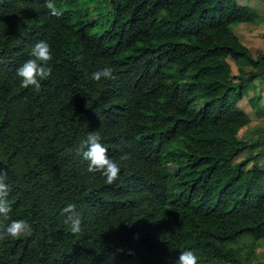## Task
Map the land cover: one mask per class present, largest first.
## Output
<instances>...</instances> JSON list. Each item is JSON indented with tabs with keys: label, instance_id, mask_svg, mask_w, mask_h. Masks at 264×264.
<instances>
[{
	"label": "trees",
	"instance_id": "obj_1",
	"mask_svg": "<svg viewBox=\"0 0 264 264\" xmlns=\"http://www.w3.org/2000/svg\"><path fill=\"white\" fill-rule=\"evenodd\" d=\"M44 2L0 0V170L10 220L32 229L0 240V264H175L185 250L252 264L251 246L241 257L228 244L264 237V170L245 168L264 148L235 162L264 134H239L250 122L239 102L260 100L243 89L264 77V52L234 28L264 17L238 0H108L110 22L92 33L95 7L53 0L52 17ZM39 41L52 73L35 91L15 72ZM105 67L113 78L93 81ZM94 131L120 165L113 184L79 151ZM70 203L76 235L60 216Z\"/></svg>",
	"mask_w": 264,
	"mask_h": 264
},
{
	"label": "clouds",
	"instance_id": "obj_2",
	"mask_svg": "<svg viewBox=\"0 0 264 264\" xmlns=\"http://www.w3.org/2000/svg\"><path fill=\"white\" fill-rule=\"evenodd\" d=\"M44 6L49 10V15L52 17H59L62 14L56 8L53 0H45ZM52 59V49L47 41L37 42L31 48L29 59L16 69L15 75L19 79L20 87L39 91L41 81L47 80L51 76L52 67L50 66V61ZM112 78L113 70L110 67H105L92 74V80L95 82ZM100 141L99 132H90L86 140L82 142L79 151L82 152L83 160L87 161V171L89 173H99L106 184H113L119 179L120 165L109 158L107 149ZM127 158V156H122L120 159L123 161ZM6 180L7 172L0 170V240L4 239L5 235L12 239H18L25 235H30L32 231L27 221L10 220V213L12 212V208L8 203L10 187ZM60 216L73 235L81 232L82 214L77 210L75 204L70 203L63 207L60 211ZM4 221L10 222L4 224ZM175 264H198V258L194 252L185 250L180 252Z\"/></svg>",
	"mask_w": 264,
	"mask_h": 264
},
{
	"label": "rangeland",
	"instance_id": "obj_3",
	"mask_svg": "<svg viewBox=\"0 0 264 264\" xmlns=\"http://www.w3.org/2000/svg\"><path fill=\"white\" fill-rule=\"evenodd\" d=\"M245 0H238V2H244ZM257 1L254 5L257 6L259 12L261 14H264V0H255ZM78 2L86 3L90 5V8L95 7V10L91 12V17H89V21L96 20L93 22L89 27L88 30L92 33H98L110 22V18L107 15L108 7V0H78ZM75 3H69L64 4L63 8L71 9L72 6H74ZM238 27V28H237ZM234 28V30H237V34L242 41L243 44H245L247 47L250 48L251 53L253 55H256L258 53L264 52V21L257 24L255 27L246 28L245 25H238ZM231 68L233 71H235V66L232 61H229ZM264 75V72H263ZM256 82H253L252 88H248V91H251L253 93H257L256 95H261L264 97V77L260 79H254ZM250 81H246L244 86H246ZM247 91V92H248ZM257 91V92H256ZM243 93L246 95V90L243 91ZM249 94V92H248ZM254 95V96H256ZM239 107L242 108L246 113L250 116L251 122L247 130L241 129L239 133L245 138V139H253L256 135V129L262 131L264 133V98L261 102L258 103V106L249 108L248 104L246 103V100L243 99L241 102H239ZM256 123V125H255ZM255 125V126H254ZM258 146L253 149V151H245L239 156L235 158V162H238L240 160H243L246 154L249 153H256L260 149L264 148V134L261 136V138L258 141ZM255 165L259 169L264 170V156L256 160L255 162H250L246 165L245 168H249L250 166ZM229 247L232 248H241V257H243L245 254L244 252L248 250V246H251L250 248L253 250L254 257L251 258L252 264L254 263H260L264 264V237L252 240L251 237L244 235L240 237L236 242L229 243ZM198 264H216L211 261H206L203 263Z\"/></svg>",
	"mask_w": 264,
	"mask_h": 264
},
{
	"label": "crops",
	"instance_id": "obj_4",
	"mask_svg": "<svg viewBox=\"0 0 264 264\" xmlns=\"http://www.w3.org/2000/svg\"><path fill=\"white\" fill-rule=\"evenodd\" d=\"M257 1H255V0H245L244 2H242V3H244V4H248L249 6H251V7H253L257 12H258V14L259 15H261V16H263L264 17V14H261L260 12H259V10H258V8H257V6H255L254 4L256 3ZM245 25V27L248 29V28H251V27H255L256 25H254V24H250V23H248V24H244ZM249 48V47H248ZM250 49V48H249ZM251 51V50H250ZM245 68H247V67H245ZM253 82H256V80H252V81H250L246 86H244V89H243V91L244 90H246V95H245V97L246 98H252V97H254V95H256L257 93H253V92H251V91H248L247 89L248 88H252V84H253ZM249 92V94H248V92ZM260 96V95H259ZM263 96L261 95V99L258 101V102H261L262 100H263ZM249 116V115H248ZM249 119H250V116H249ZM250 122H251V119H250ZM250 122H249V124H248V126L247 127H244L243 129H245V130H247L249 127H251L252 125H250ZM255 125H256V123H255ZM254 125V126H255ZM251 128H253V127H251ZM242 129V130H243ZM256 130H258V129H256ZM240 134V133H239ZM241 135V134H240ZM263 170V169H262Z\"/></svg>",
	"mask_w": 264,
	"mask_h": 264
}]
</instances>
